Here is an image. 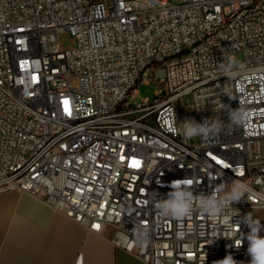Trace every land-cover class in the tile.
Here are the masks:
<instances>
[{"label": "built area", "instance_id": "1", "mask_svg": "<svg viewBox=\"0 0 264 264\" xmlns=\"http://www.w3.org/2000/svg\"><path fill=\"white\" fill-rule=\"evenodd\" d=\"M64 32L71 49L59 47ZM142 84L155 98L133 106ZM181 100L188 119L225 127L186 141ZM227 106L246 123L230 125ZM185 178L195 195L242 181L232 207L264 209V0H0V192L89 233L111 227L113 246L145 264H248L237 213L209 217L194 201L182 220L159 215L157 200Z\"/></svg>", "mask_w": 264, "mask_h": 264}, {"label": "crops", "instance_id": "2", "mask_svg": "<svg viewBox=\"0 0 264 264\" xmlns=\"http://www.w3.org/2000/svg\"><path fill=\"white\" fill-rule=\"evenodd\" d=\"M253 216L264 223V209ZM112 233H89L18 190L0 192V264H145L114 247Z\"/></svg>", "mask_w": 264, "mask_h": 264}, {"label": "clouds", "instance_id": "3", "mask_svg": "<svg viewBox=\"0 0 264 264\" xmlns=\"http://www.w3.org/2000/svg\"><path fill=\"white\" fill-rule=\"evenodd\" d=\"M237 61L228 59L221 64V69L226 77H230L234 67H237ZM228 84L221 89L222 93L233 99L232 93L226 91ZM227 118L232 126H242L246 123L248 118L247 111L242 107L235 109L227 106ZM183 137L190 140L196 137L202 139H210L217 136L225 127L224 121L220 119H207L203 122H197L194 119H186L183 122ZM191 181L188 179L176 180L170 184L171 191L167 194V198L157 200L156 208L159 215L163 217H171L177 220H182L191 215L194 209V201H198L199 211L209 217H217L237 213L235 217L239 216L236 222L239 225H245L249 231L241 233L239 239V248L246 240L248 243L247 254L250 257L248 264H264V223L252 214L247 213L240 216L237 209L232 205L239 202L242 197L249 191L248 186L242 181L234 180L232 182H224L218 187L217 191L210 194L195 195L190 189ZM222 192L223 195H219ZM230 239L228 237H224ZM148 232L146 229L137 231V242L141 247L148 243ZM214 264H244L243 261H236L232 255H227L224 259L215 261Z\"/></svg>", "mask_w": 264, "mask_h": 264}, {"label": "rangeland", "instance_id": "4", "mask_svg": "<svg viewBox=\"0 0 264 264\" xmlns=\"http://www.w3.org/2000/svg\"><path fill=\"white\" fill-rule=\"evenodd\" d=\"M58 42H59V47L62 50L71 49L75 46L72 36L67 32L59 34ZM239 58L240 57H238V59ZM72 82L74 85L77 84V80H75V79ZM156 89L157 88L154 84H142V85L138 86V88H136L137 92H136L135 96L130 99V104H132L133 106H136V105L141 104L142 101L145 99H150V100L154 99ZM185 103H186V100L185 101L181 100L177 104L180 107V115H185L187 112L184 110ZM185 117H186V119H188L189 115L186 114ZM254 212H255V210L250 211L249 213L253 215Z\"/></svg>", "mask_w": 264, "mask_h": 264}, {"label": "snow or ice", "instance_id": "5", "mask_svg": "<svg viewBox=\"0 0 264 264\" xmlns=\"http://www.w3.org/2000/svg\"><path fill=\"white\" fill-rule=\"evenodd\" d=\"M94 227H97L98 228L99 226L97 225V226H94Z\"/></svg>", "mask_w": 264, "mask_h": 264}]
</instances>
